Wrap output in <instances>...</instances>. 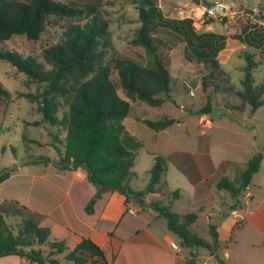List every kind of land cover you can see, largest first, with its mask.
<instances>
[{"label":"trees","instance_id":"1","mask_svg":"<svg viewBox=\"0 0 264 264\" xmlns=\"http://www.w3.org/2000/svg\"><path fill=\"white\" fill-rule=\"evenodd\" d=\"M145 1L147 7H138L140 25L131 40L133 45H140L151 54V60L143 64L114 48L101 0L81 6L59 0H0V60L9 62L23 73L26 83L42 86L38 101L41 120L36 122H45L64 133L63 137L58 133L52 135L54 141L50 145L56 150V159L40 156L22 164L51 163L60 171L83 168L88 181L97 188L96 197L103 191H119L124 196L126 210L131 201L141 208L149 206L154 216L163 217L168 230L181 238L182 246L195 250L204 247L212 252L219 236L216 226L208 217L211 242L191 230L198 214L177 213L171 208L180 197L178 191L168 193L167 203L151 200L143 204L146 195L165 193L162 177L167 165L163 156L154 155L148 182L142 190L130 187L129 181L134 176L132 168L143 141L128 131L124 120L130 111V101L140 100L150 106H161L165 97H171L174 79L160 56L158 49L162 41L156 35L162 28L184 42L187 59L194 58L209 69L201 77L202 89L207 94L206 104L197 111L209 113V93L218 90L219 79L231 87L217 58L225 47L226 35L214 31L198 32L191 17H165L156 0ZM62 19L68 23L60 38L48 44L41 51L40 58L23 55L7 46L13 36L37 41L49 27L56 26ZM75 19L83 21L74 22ZM243 56L241 89L235 94L253 112L264 103V82L257 83L253 77V69L258 65L254 54L244 50ZM16 96L37 98L34 93L20 91ZM10 99L11 92L0 85V104L6 106ZM176 120L164 116L141 121L155 131H163ZM22 142L26 150L31 148V143L41 145L25 132L22 133ZM261 161L262 153H255L237 170L235 181L223 176L217 181L216 188L237 197L250 185ZM17 169L16 164L0 169V184ZM93 203L90 200L86 205L87 213L92 212ZM8 216L20 217L16 229L6 221ZM50 223L47 215L33 212L15 200L0 198V257L18 255L27 258L31 264H59L58 255H62L71 264H113L115 253L110 245H98L91 238L82 237L69 249L64 239L50 238ZM239 225L236 223L235 228ZM192 256L196 253L192 252ZM218 260L227 264L221 258ZM185 264L196 263L189 259Z\"/></svg>","mask_w":264,"mask_h":264},{"label":"rangeland","instance_id":"2","mask_svg":"<svg viewBox=\"0 0 264 264\" xmlns=\"http://www.w3.org/2000/svg\"><path fill=\"white\" fill-rule=\"evenodd\" d=\"M72 2L78 6L100 0H59ZM138 0H101V9L109 22L111 40L118 53L135 58L140 63H147L152 56L145 48L131 43L140 22L138 19ZM221 3L225 10L216 12L212 16L200 14L198 6L202 3ZM163 16L169 18L191 17L198 32L214 31L226 35L225 47L218 53L221 68L229 77V85L219 79L220 87L216 92H210V112L198 113L204 107L207 94L202 89V75L208 68L194 58L187 59L184 42L172 32L160 29L157 36L162 43L159 52L173 76V90L161 106H150L140 100L130 101V111L124 120L128 131L142 139L143 146L139 149L132 171L134 176L129 181L133 190H142L149 179V170L154 163V155H161L166 160V172L162 177L164 194L159 199L167 203L170 192L178 191L180 197L172 204V210L178 213L196 212L199 219L191 225V230L200 237L211 242L208 220L199 209L198 201L204 205V210L214 214L220 204L227 202L223 207L230 211L238 202L248 201L254 208L255 201L247 197L246 193L254 194L259 198L264 191V103L253 112L249 105L240 101L235 91L241 89L242 71L240 66L245 64L243 51L254 54L258 62L253 69L255 81L264 82V0H156ZM144 7H147V3ZM83 19H75V21ZM67 20H60L54 27H49L37 41H30L23 36H13L7 41V46L19 50L23 55H34L40 58L41 51L50 43L57 41L64 29ZM25 75L19 72L12 64L0 60V85L11 92V99L7 105L0 104V169L16 164L18 172L50 171L51 165L45 163L22 164L23 161L34 157L57 158L53 143V133L63 137L57 127L47 123L36 122L41 120L38 111L39 94L42 86L38 83H26ZM223 79L225 77L223 76ZM226 84V83H225ZM30 92L37 95L34 100L17 97L16 93ZM119 94L124 97L121 90ZM3 100V99H2ZM5 103V102H1ZM164 116L177 120L163 131H155L141 120H156ZM37 123L38 125L31 124ZM41 142V145L31 143L26 150L22 142V133ZM257 152L262 153L260 169L252 175L250 185L237 197H232L227 190H218L217 181L226 176L235 181L237 170ZM222 162H224L222 164ZM28 171V172H26ZM26 172V173H24ZM27 176V175H26ZM16 179L13 190L19 188L23 192L27 177ZM26 182V183H25ZM197 183L210 186L207 194H195ZM210 184V185H209ZM264 187V186H263ZM199 188L200 185H199ZM203 191V190H202ZM147 196V195H146ZM143 201L147 203L146 200ZM229 205V206H228ZM146 210L153 211L151 207ZM223 211V209H221ZM240 214L244 210L237 208ZM202 215V216H201ZM18 216H8L6 221L12 226L20 222ZM222 218L217 214L212 223L220 225ZM153 228L165 231L166 220L159 217L154 220ZM245 231V230H244ZM176 240L181 241L179 236ZM37 247V246H35ZM204 252L206 248L199 247ZM44 251H46L44 249ZM221 258V257H220ZM59 264H71L62 255H58ZM222 259V258H221ZM22 264H29L23 260Z\"/></svg>","mask_w":264,"mask_h":264},{"label":"crops","instance_id":"3","mask_svg":"<svg viewBox=\"0 0 264 264\" xmlns=\"http://www.w3.org/2000/svg\"><path fill=\"white\" fill-rule=\"evenodd\" d=\"M48 164L53 167L50 171L30 172L27 176L18 170L12 173L0 184V198L15 200L33 212L47 215L51 219L50 238L64 239L69 249L82 237H89L98 245L111 246L115 253L113 264H185L189 259L196 264H222L220 257L227 264H264V191L256 199L254 194L246 193L255 201L254 208L246 201L238 202L228 211L223 208L227 206L225 201L214 214L204 210L201 198H194L208 223V217L212 222L216 214L222 218L218 228L214 224L219 233L215 249L202 252L199 248L182 246L167 225L168 231L153 228L152 222L159 217L146 210L147 206L141 208L131 201L127 208L132 207L135 212L126 210L124 196L119 191H103L96 197L97 188L88 181L83 168L60 171L51 163L46 166ZM25 176L30 180L25 182V190H13L16 179ZM209 188L197 183L195 194L199 192L201 197ZM160 194H148L146 200H159L152 197H160ZM90 200L94 201L93 210L87 213L85 208ZM237 208L243 209L244 214ZM199 218L198 214L193 224ZM236 223L240 224L237 228ZM192 252L196 256H192ZM23 260L31 264L18 255L2 256L0 264H22Z\"/></svg>","mask_w":264,"mask_h":264},{"label":"water","instance_id":"4","mask_svg":"<svg viewBox=\"0 0 264 264\" xmlns=\"http://www.w3.org/2000/svg\"><path fill=\"white\" fill-rule=\"evenodd\" d=\"M138 6L140 7H144L146 5V1L145 0H138L137 1ZM207 7L212 9V10H216L217 12H222L225 10V7L223 5L216 3H206ZM131 194V193H129ZM144 203V202H143Z\"/></svg>","mask_w":264,"mask_h":264},{"label":"built area","instance_id":"5","mask_svg":"<svg viewBox=\"0 0 264 264\" xmlns=\"http://www.w3.org/2000/svg\"><path fill=\"white\" fill-rule=\"evenodd\" d=\"M198 9L200 11V14H205L206 13L209 16H212L213 14H215L217 12L216 10H212V9L208 8L206 3L205 4L202 3L201 5H199ZM127 210L129 212H131V213L135 212V209L132 208V207L127 208Z\"/></svg>","mask_w":264,"mask_h":264}]
</instances>
